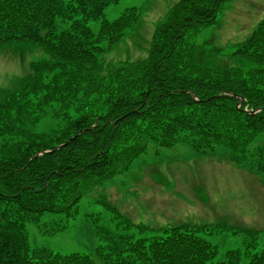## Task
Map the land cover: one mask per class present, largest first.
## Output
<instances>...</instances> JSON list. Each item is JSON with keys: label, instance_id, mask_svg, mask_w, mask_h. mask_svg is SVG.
<instances>
[{"label": "trees", "instance_id": "1", "mask_svg": "<svg viewBox=\"0 0 264 264\" xmlns=\"http://www.w3.org/2000/svg\"><path fill=\"white\" fill-rule=\"evenodd\" d=\"M118 1L0 0V43L39 44L46 53L22 86L0 94V264H96L90 253L30 248L26 224L58 232L83 198L148 151L220 146L264 174V20L232 53L251 57L252 67L229 66L196 38L231 0H178L156 24L145 58L106 69L103 54L139 10L107 19L105 8ZM88 199L84 218L102 264H264L258 230H156L103 197ZM224 232L240 240L220 254L213 240Z\"/></svg>", "mask_w": 264, "mask_h": 264}, {"label": "rangeland", "instance_id": "2", "mask_svg": "<svg viewBox=\"0 0 264 264\" xmlns=\"http://www.w3.org/2000/svg\"><path fill=\"white\" fill-rule=\"evenodd\" d=\"M177 1L119 0L105 8L104 16L109 20L116 18L127 7L139 9L135 12L137 16L133 27L103 54L105 68H113L121 61L141 58L144 55L143 45L151 36L154 22L164 13L167 14ZM230 4L228 2L222 6L215 21L203 27L196 40L200 48L206 45L211 51L216 49L209 58L217 61L224 59L229 66L248 69L254 64L251 57L232 53L264 20L263 16L241 38L242 29L248 26L249 19L256 17L264 2L244 0L234 12L228 10ZM239 17L243 23L238 21ZM151 19L152 23L149 22ZM93 25L96 30L97 23ZM44 55V48L39 44L0 43V94L22 86L31 75L32 63ZM258 142L264 145V134L260 135ZM147 158L95 190V196L83 198L79 203L78 216L58 232H51L49 226L40 231L39 221L27 223L29 247L45 248L60 254L90 253L94 255L96 264H102L94 253L99 243L95 229L84 218V213L91 211L92 207L87 205V201L92 197H103L131 222L156 230L180 224H223L264 230V175L257 173L259 170L255 166L239 161L240 158L220 146L201 153L195 152L186 143L164 149L156 157L150 158L148 154ZM235 165L249 166V170L256 172ZM239 240V237L224 232L217 235L213 243L218 245L222 254L237 245ZM263 246L264 233L261 235V248Z\"/></svg>", "mask_w": 264, "mask_h": 264}, {"label": "crops", "instance_id": "3", "mask_svg": "<svg viewBox=\"0 0 264 264\" xmlns=\"http://www.w3.org/2000/svg\"><path fill=\"white\" fill-rule=\"evenodd\" d=\"M243 1L244 0H232V2H230L231 4L228 6V10L229 11H232V12H234V10L235 9H237V7H238V5L241 3H243ZM255 1H263L264 2V0H255ZM264 16V4L263 5H261L260 6V8H259V10H258V12H257V15H256V17L253 19V20H250L249 19V21H248V26L247 27H245L244 29H242V33H241V38L242 37H244L256 24H257V22L262 18ZM242 17V16H241ZM241 17H239L238 18V21L239 22H242L243 23V19L241 18ZM152 21H153V19H151V21H149L150 23H152ZM157 21V20H156ZM155 21V22H156ZM238 21L235 23V26L237 25V23H238ZM155 22H154V24H155ZM144 23V22H143ZM141 27L143 28V24L141 25ZM233 28V27H232ZM150 29H151V24H150ZM150 33H151V31H150ZM140 36H142V35H140ZM150 39V38H149ZM148 43H149V40L146 42V43H144V45H143V52H144V55L146 54V50H147V46H148ZM143 55V56H144ZM142 56V57H143ZM138 58H140V57H138ZM133 59H137V58H133Z\"/></svg>", "mask_w": 264, "mask_h": 264}]
</instances>
